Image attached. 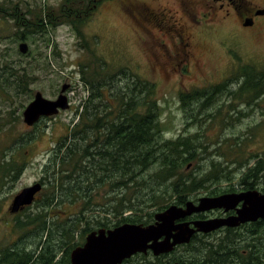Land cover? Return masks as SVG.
<instances>
[{
    "label": "trees",
    "instance_id": "1",
    "mask_svg": "<svg viewBox=\"0 0 264 264\" xmlns=\"http://www.w3.org/2000/svg\"><path fill=\"white\" fill-rule=\"evenodd\" d=\"M103 1L63 0L57 9L49 8L35 20L28 18L18 6L9 12L15 17L22 39H27L28 34L46 32L60 23H68L83 48L91 53L96 66L91 68L90 61L81 63V77L89 95L82 103L78 121L68 124L66 133L52 147L41 178L45 185L43 189H46L41 209L35 215H27L26 219L16 217L13 227L17 232L22 231V237L0 246V264H70L71 250L83 244L86 234L94 229L112 223L137 222L136 217L141 216L138 212L153 217L154 212L148 211L149 208L157 204L162 210L171 200L184 205L198 195L195 191L199 189H207L211 195L225 192L220 191V183L239 172H242L240 185L250 188L264 179V157L243 158L246 150L243 143L247 136H234L229 151H220L223 142L217 140L218 144L213 147L215 144L206 142L205 134L211 122L230 126L239 120L238 115L242 112L237 110L238 100L249 107L258 102L264 93V66L256 68L253 63L240 64L233 79L212 84L209 88L180 91L187 122L200 124L201 130L168 138L164 135L165 124L161 121L156 83L129 67L111 73L113 70H109L107 61L96 54L94 42L84 31ZM86 70H90V78L85 75ZM230 80L237 81V86H228ZM222 96H228L229 102L214 105ZM227 107L230 113H222ZM213 148L220 154L210 157L208 153ZM5 155V151L0 152V186L8 177H17L25 165V162L19 164L13 155L10 158ZM201 160L207 165L201 173L189 170L192 162ZM253 160L256 161L252 163ZM216 180L220 181L215 183ZM94 183L99 184L98 187L108 184L113 191L112 195L105 196L110 202L108 205L90 193ZM157 185L163 188L158 189ZM234 187L237 186L231 184L226 191ZM143 188L150 191L145 193ZM165 202L167 204L162 207ZM62 204L65 207L68 204L81 206L73 212L72 209L62 210L65 216H51L52 211H57L54 207ZM131 210L135 213L132 219ZM81 228L82 238L75 240ZM31 231L42 232L33 249L27 248L29 240L23 238ZM255 232L253 230L247 236L246 242L252 243L247 247L251 249L248 255L244 254L243 246L236 245L245 243L243 236L230 231L218 239L191 245L186 251V262H181L226 264L228 259L264 258V223L262 231Z\"/></svg>",
    "mask_w": 264,
    "mask_h": 264
},
{
    "label": "rangeland",
    "instance_id": "2",
    "mask_svg": "<svg viewBox=\"0 0 264 264\" xmlns=\"http://www.w3.org/2000/svg\"><path fill=\"white\" fill-rule=\"evenodd\" d=\"M62 1L0 0V8H6V10L0 9V73H2V77L0 76V152L5 151V156L9 158L13 155L12 157L19 164L25 162L23 171L17 177L13 179L8 177L0 186V246L13 243L22 237V231L17 232L13 227L16 217L26 219L27 215H35V212L41 209V201L45 198L46 189L38 195V201L19 214H12L10 206L18 192L35 181H40L44 176L43 169L51 155L52 147L61 135L66 133L68 124L75 123L74 111L77 103L74 101L68 110L60 111L52 117L42 118L32 126L24 123L23 111L37 92H42L49 99H56L65 84L75 89V93L80 98L84 97L86 92L85 86L81 84V63L86 64L90 61L91 68L96 66L91 53L83 48L68 23H60L46 32L28 34L27 39H22L21 34L18 33L15 17L13 13H9L18 6L28 18L35 20L34 18L39 17L40 14L43 16L49 8L57 9ZM122 1L126 2V0H104L85 26L84 31L89 40L94 42L93 48L96 54L107 61L109 70H113L111 73L122 67H129L131 71L156 83L157 99L161 105V121L165 124L164 135L168 138L176 137L178 134L190 135L201 130L200 124L187 122V113L180 101V91L209 88L212 84L233 79L240 64L253 63L256 68L264 66V26L252 34L251 29L241 27L237 20H231L220 24L214 34L209 37L203 36L199 50L200 70L174 72L157 68L152 52L163 49L154 38L146 36L147 31L144 33V30L137 24L139 22L126 10ZM165 1L162 0V3ZM198 13L201 16L202 11L198 10ZM142 25L150 26L149 28L159 37L168 32L161 25L153 26L145 22ZM160 40L157 38V41ZM21 43H27V53L20 51ZM172 60L169 53H166V58L162 56L163 64L170 62L172 65ZM89 71H85L88 78L91 76ZM19 82L20 86H18ZM229 85L234 88L237 86V81L230 80ZM224 102H229L228 96L219 97L214 105L219 106ZM236 104L238 105L237 110L242 112L238 115L239 120L230 126L222 122L209 123L205 132L206 142L210 145L215 144L213 146L215 147L221 140L223 144L220 151H229V144L233 143L236 138L234 136L244 134L247 137L243 143L246 149L243 158H252L257 155L263 158L264 97L253 107H249L242 100H238ZM215 111L216 107L213 112ZM223 112L230 113V108L223 109ZM217 140H219L218 143ZM19 146H21L20 149H18ZM212 150L208 153L211 154L210 157L220 154L214 148ZM26 157L28 158L27 163ZM204 161L192 162L189 170L201 173L202 169L207 167ZM255 161L253 160L252 163ZM199 163H201L200 166H198ZM241 175L242 172H239L232 179L224 180L220 183L221 188H226L231 184L239 186ZM218 181L220 180L214 182ZM98 185L94 183L90 193L96 200L108 205L110 202L105 196L112 195L113 191H110L108 184L100 185V187ZM261 185L264 186V179ZM156 187L163 188L161 185ZM148 191H150L149 188H143V192ZM171 201L169 204L172 203ZM165 204L167 202L163 203L162 207ZM79 206L81 205L68 204L65 207L62 204L54 207V211H57H52L50 215L65 216L62 210L72 209L73 212L79 210ZM159 208L161 207L156 204L148 211L163 210ZM95 213H99L98 210H95ZM111 218L114 220V217L111 216ZM41 233L31 231L23 236L24 239L29 240L30 244L27 248L35 247ZM81 238L82 228L77 231L75 240H81Z\"/></svg>",
    "mask_w": 264,
    "mask_h": 264
},
{
    "label": "flooded vegetation",
    "instance_id": "3",
    "mask_svg": "<svg viewBox=\"0 0 264 264\" xmlns=\"http://www.w3.org/2000/svg\"><path fill=\"white\" fill-rule=\"evenodd\" d=\"M122 2L131 16L139 22L137 24L144 30V33L147 31L148 34H146V36L154 38V40H156L155 42L163 49L162 51L153 50L152 55L156 67L167 71L178 72L182 70V72H186L192 71V69L200 70L201 59L199 50L202 38L203 36L209 37L214 34L222 23L237 20L241 27L251 29L252 34L254 31L256 32L260 27L264 26V0H173L172 2L166 0L165 3H162V0H126V2ZM198 10L202 11L201 16H199ZM144 22L153 26L161 25L164 29H167L168 32L161 37L156 36L153 30L149 28L150 26L142 25ZM157 38L161 40L157 41ZM165 52L169 53L170 59H173L172 65H170V62L163 64L162 56L164 55L166 58ZM263 96L264 93L259 96L260 98L258 101ZM27 159L28 158L26 157V163ZM36 182L37 181L34 183ZM222 190L225 192L211 195L208 194L207 189H199L195 191V193H199L197 197L192 198L195 202H198V199L204 195L217 196L223 193H241L250 190L264 192V186L259 182L253 188L244 184L228 191H226V188L220 189V191ZM38 194L36 195V200ZM31 206H25L19 212L12 214H19ZM242 206L243 201L230 210L216 208L204 212L193 213L185 218L176 220V225L189 222L190 226L193 227V222L199 219L226 218L236 215L238 212L237 210ZM156 213L157 212L154 211L153 217H145L141 212H138V214L141 215L136 217L139 221L124 223L141 224L143 226L155 224L157 222L155 217ZM133 214L135 215L134 211L131 210V219ZM263 223L264 219H259L257 221L242 223L237 227L223 226L211 232L197 231L192 235L188 243L176 245L174 250L170 253L155 255L151 249H148L146 252L132 254L131 257L126 258L122 264H183L181 260L186 262L185 257L188 255V252L186 251L191 245L200 244L202 241L218 239L222 234L230 231L243 236L242 241L245 243L236 245L240 247L243 246L244 248L242 249L244 254L248 255L251 249H247V247H251L252 243L246 242L248 241L247 236L252 234L253 230L256 231V234L261 232ZM119 225H114L112 223L109 224V226L101 227L112 229ZM164 238L165 236H162L159 240L161 241ZM224 263L264 264V258L228 259Z\"/></svg>",
    "mask_w": 264,
    "mask_h": 264
},
{
    "label": "water",
    "instance_id": "4",
    "mask_svg": "<svg viewBox=\"0 0 264 264\" xmlns=\"http://www.w3.org/2000/svg\"><path fill=\"white\" fill-rule=\"evenodd\" d=\"M20 51L27 53V43L20 44ZM63 85L57 99H49L42 92H37L23 111V121L29 126L35 125L42 118L57 115L69 108ZM41 182L24 187L12 201L10 211L18 212L34 203L36 195L42 190ZM241 201L243 206L236 215L226 218L199 219L190 223L176 225V220L193 213L216 208L230 210ZM157 222L148 226L124 223L112 229L100 228L89 232L83 245L71 251V264H122L126 258L137 252L151 249L155 255L170 253L178 244L188 243L194 233L211 232L223 226L237 227L242 223L264 219V192L250 190L241 193H224L217 196H202L199 202L188 200L185 206L171 204L155 215ZM165 236L163 240L160 237ZM179 264V263H175Z\"/></svg>",
    "mask_w": 264,
    "mask_h": 264
},
{
    "label": "built area",
    "instance_id": "5",
    "mask_svg": "<svg viewBox=\"0 0 264 264\" xmlns=\"http://www.w3.org/2000/svg\"><path fill=\"white\" fill-rule=\"evenodd\" d=\"M71 95H74V91L71 92Z\"/></svg>",
    "mask_w": 264,
    "mask_h": 264
}]
</instances>
